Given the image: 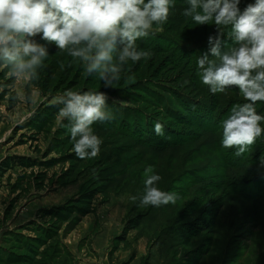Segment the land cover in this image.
<instances>
[{
    "label": "rangeland",
    "instance_id": "374dc122",
    "mask_svg": "<svg viewBox=\"0 0 264 264\" xmlns=\"http://www.w3.org/2000/svg\"><path fill=\"white\" fill-rule=\"evenodd\" d=\"M187 6L183 3L177 8ZM153 29L148 37L137 41L138 49L148 51L150 56L137 62L129 60L120 80L111 87H104L95 75L87 76L81 62L74 61L54 44H47L49 56L39 70V79L34 82L42 98L48 97L39 105L28 107L10 99L13 81L5 69H0V264H66L69 258L67 264H77V261L80 264H120L128 258V251L133 253L135 249L138 255H149L144 264H264V242L250 245L251 223L247 211L230 221V213L233 215L238 206L236 200L227 207L217 177L210 179L214 183L212 190L205 186L208 174L202 172V166L208 157L193 152L195 146L212 143L214 138L211 136L205 141L207 136L203 133L192 135V131H198L194 128L195 122L214 125L221 121L222 112H217L223 109L225 115L231 108L226 106L228 103L245 101L239 91L232 88L216 93V98L208 97L212 100L209 106L217 108L209 110L203 120L174 114V110L199 107L203 100H208V95L195 92L203 84L196 61L210 45L200 37L204 30L192 32L183 24L172 23L170 15L162 25L154 24ZM36 40L47 43L39 37ZM172 44L184 50V61L187 58L183 54L196 58L194 62L187 60L185 70L170 67L167 49L173 47ZM192 71L199 79H193ZM69 89L101 91L108 98L114 118L92 125L94 133L102 140L96 158H77L72 151L74 142L69 122L65 120V126L57 123L61 106H52L51 97ZM29 112L35 114L30 116ZM199 112L195 114L200 115ZM155 122L164 125V136H157L153 131ZM15 155L27 163H11ZM148 166L161 176L155 186L178 194L175 204L158 208L141 206L146 179L144 169ZM233 169L230 171L233 175L252 171L247 167ZM216 172L214 168L212 175ZM253 172L259 175L260 169ZM256 202L264 205L262 199ZM220 203H224V207L213 226H207L194 238L182 237V232H177L175 241H171L170 247L164 246L162 252L159 248L150 249L161 227L180 229L184 223H196L197 218L200 219L198 225L212 224L210 217L218 206L220 208ZM161 211L154 221L153 213ZM242 216L245 219H240ZM227 220L231 225L226 230L224 222ZM126 223L129 227L140 226L125 232ZM39 228L47 229L48 239L43 240L44 244L30 250L19 248L29 244L34 247ZM141 231L150 234L154 231V235H149L151 239L146 240L147 243L143 238L138 241ZM252 233L254 238L264 240V230L257 228ZM211 237L210 253L197 261L194 256L204 252ZM63 244L68 247L64 255ZM16 248L19 260L10 263L16 258ZM223 252L225 256L223 254L221 261Z\"/></svg>",
    "mask_w": 264,
    "mask_h": 264
},
{
    "label": "clouds",
    "instance_id": "9594fccd",
    "mask_svg": "<svg viewBox=\"0 0 264 264\" xmlns=\"http://www.w3.org/2000/svg\"><path fill=\"white\" fill-rule=\"evenodd\" d=\"M187 3L184 16L197 25L216 26L215 36L208 38L210 47L196 61L202 83L213 94L235 88L245 101L233 104L221 123V146L235 148V155L241 156L264 133V115L256 110L257 102H264V0L247 3L243 10L241 0ZM172 7L174 0H0V69L13 81L10 99L28 107L48 99L34 83L49 56L47 44L81 62L87 76L95 75L104 87H111L129 60L150 56L138 49L137 41L148 37L154 24L165 23ZM221 28L230 29L231 47L224 45ZM107 99L101 91L70 89L51 97L52 106H61L57 123L69 122L72 151L81 160L100 154L102 140L92 125L114 118ZM153 131L165 135L160 122H155ZM259 163L264 167V156ZM144 176L141 206L177 202L178 194L155 186L161 176L151 166L144 169Z\"/></svg>",
    "mask_w": 264,
    "mask_h": 264
},
{
    "label": "trees",
    "instance_id": "16d2710c",
    "mask_svg": "<svg viewBox=\"0 0 264 264\" xmlns=\"http://www.w3.org/2000/svg\"><path fill=\"white\" fill-rule=\"evenodd\" d=\"M254 2V0H241V4L239 5V7L241 8V10H243V8L246 6L247 3H251ZM185 3L186 5H188L187 0H174V7L171 8V14H170V20L172 23H176V24H183L186 26V28H188L189 30H191L192 32H197V31H202L204 30V34L200 37H202L203 39H206L207 42H204L206 44H209L208 38L209 36H213L214 33H216V26L212 23H210L209 25H197L194 23V21L191 19V17H186L183 15L184 9L187 8H177L178 5ZM220 31L223 33L224 37H225V42L224 45H226V47H231L232 46V40L230 38V36L228 35L230 29L228 28H221ZM171 46L173 47H169L167 50L170 51L169 57H170V67L171 68H179V69H183L185 70L186 67L183 68V66L186 64L187 60H189V62H194L195 61V57H189L186 54H183L187 59L184 61L182 59V53L184 52L183 49H180V47L177 44H172ZM223 47V45H222ZM192 76L193 79L198 78L197 75H195L192 71ZM200 78V77H199ZM198 78V79H199ZM187 80V78H186ZM201 80V79H200ZM196 91H200L202 92L203 95H208V97H213L216 98L217 94H213L209 91V89L207 88L206 85L202 84L200 86H198V88L195 90ZM211 98H209L207 101L203 100V103L200 104L199 107H194L191 106L188 109H177L174 110L173 113L179 116H185V118H191V119H198V120H202L205 119L208 115H209V110H212V108H216L214 107V105L209 106V104L211 103ZM233 104L235 103H228L226 106L228 107H232ZM200 115L195 114V112L199 111ZM231 108L228 109L227 113L224 115V111L219 110L217 113H221V121L216 122L214 125L209 124H205V123H198L195 122V129H197L198 131H192V135H199L200 133L205 134V137L207 136L206 140L213 136V140L212 143H202L201 145H197L193 148V152L199 156H203V157H208V161L206 162L205 165H203L202 167V172H206V174H208V176H206L207 181L204 182L205 186L207 188H209V190H212L214 188V186L212 184L213 180H210L211 177H217L218 179V187L222 190L221 193H225V200L224 203L227 204V207L230 203H232L233 201L236 200V203L238 204V206L235 209V212H233V215L230 213V221L233 222L235 219V215L240 216L245 210L247 211V217L248 220L251 223V231H250V235H252V238L249 240L250 241V245L251 244H262V242H264V240H261L257 237H253V233L252 231H254V229H261L264 230V205H262V203H257L256 200L262 199L264 200V167H260V158L262 156H264V133H262L261 137H259L256 141V143L254 145H252L244 154H242L241 156H236L235 152L236 149L232 148V149H228V150H223L225 148H223L221 146V139H222V127H221V123L224 119L227 118L228 114L230 113ZM256 110L257 113L260 115H264V102H257L256 104ZM210 120L212 121V118H210ZM188 122H190V119L187 120ZM190 124V123H189ZM262 127H264V124H262ZM165 144L164 142H162V145ZM202 152H200V149H202ZM11 163H16L18 162V164H26L27 161H22L19 159V157H17L16 155L14 157L11 158ZM247 167L250 171L248 174H244V175H239L238 173L236 175H233L232 173H230V171L233 168H236L237 170H243V168ZM258 167V168H256ZM216 168V175H212V170ZM254 169H260V173L259 175H253V170ZM235 170V169H233ZM253 172V173H252ZM195 176V175H194ZM200 178V177H199ZM203 180V179H201ZM205 180V178H204ZM255 185H257V187L255 188ZM259 198V199H258ZM255 199V200H254ZM255 201V202H254ZM224 203H220V208L219 206L217 207V211L215 212L214 210V214L210 217V222L212 224L208 225H198V222H200V219L197 218L196 223H184L182 225V227H180V229H175L173 227H161L158 232H157V236L154 239V246H157V248H159V252H162L164 248V246L167 245V247H170V243L171 241H175V239L177 238V232H182V237H190V238H194V235H197L198 232L200 233L201 231L203 232L207 226H213L216 218L219 216V212L221 209H223L224 207ZM234 203V202H233ZM232 203V204H233ZM235 203V204H236ZM226 206V205H225ZM235 206V205H234ZM247 207V208H246ZM161 212H156L153 213L154 214V219H153V215H152V219L155 221V218L158 214H161ZM164 213V212H163ZM151 216V215H150ZM148 217V215H147ZM245 219V217L242 216V219ZM157 220V219H156ZM130 221V220H129ZM127 221V222H129ZM151 221V220H150ZM230 221H225L224 222V226H226V230L230 227L231 222ZM157 223V222H155ZM136 224V223H135ZM158 224V223H157ZM162 224V223H161ZM138 225H132L131 227H129V224L126 223V226L124 227V231L126 232L127 230H131V229H135L138 228L140 226L137 227ZM46 227V226H43ZM51 228V227H50ZM39 235L36 237L37 240V244L32 247V244H29L27 246H22L20 245L19 248H23V249H36L39 245L44 244L45 241H43L44 239H48L47 237V229L44 228H39ZM46 230V231H45ZM70 230V229H68ZM139 232V231H138ZM154 235V231L151 233ZM150 233L146 232V231H141V234L139 233V235H145L146 237L151 235ZM254 238V239H253ZM151 239V237H147V240L149 241ZM211 242H212V237L211 239H209V241L207 242V246L204 248V252L202 254H197L194 257H196V260L198 261V259L202 258L204 255L210 253V248H211ZM234 244H236L235 242H233ZM228 245V244H227ZM239 245V243H238ZM240 246V245H239ZM204 247V246H203ZM65 250L68 251L67 247L63 244L62 245V254L64 255ZM233 250V249H232ZM231 250V251H232ZM33 251V250H32ZM36 251V250H35ZM16 258L14 260H11L10 263H15L17 262L18 257H17V248H16ZM59 253H60V249H59ZM223 254L225 256V253H221L220 255V259L221 261H223ZM249 255V254H247ZM19 256V255H18ZM163 258L165 257L164 255H162ZM234 258V260L236 259L235 255L232 254ZM245 257V255H243ZM255 256H257V258H262L261 255L259 254H255ZM247 257V256H246ZM147 259V257L144 258V261ZM167 260V259H166ZM195 260V261H196ZM70 261V258L67 260L66 264ZM42 264V262H41ZM43 264H49V263H43ZM75 264V262H74ZM168 264V263H167Z\"/></svg>",
    "mask_w": 264,
    "mask_h": 264
},
{
    "label": "crops",
    "instance_id": "0c3cea01",
    "mask_svg": "<svg viewBox=\"0 0 264 264\" xmlns=\"http://www.w3.org/2000/svg\"><path fill=\"white\" fill-rule=\"evenodd\" d=\"M73 230H74V229H73ZM118 232H119V231H118ZM133 232H134V231H133ZM97 233H98V232H97ZM102 233H103V232H101V234H102ZM69 235H70V232L68 233L67 236H69ZM99 235H100V234H99ZM110 235H113V236H114L115 234H114V233H113V234L111 233ZM105 237H106V240H107V239H108V238H107V235H105ZM142 238L145 239V242L147 243V241H146L147 238L145 237V235H139V236L137 237V240H138V241H139L140 239L143 240ZM127 239H128V238H127ZM137 240H136V241H137ZM136 241H135V244H137ZM138 241H137V242H138ZM138 243H139V242H138ZM65 245H66V244H65ZM66 247H67V246H66ZM77 247H78V246H77ZM67 248H68V247H67ZM151 248H153V250H158L157 246H154V245H153L152 247H150V249H151ZM79 250H80V248L78 247V248H77V251L80 252ZM95 250H97V248H96ZM72 252H73V251H72ZM73 253H74V252H73ZM146 254H147V253H146ZM146 254H145V253H144V254L141 253L140 255H138L137 252H136V249L134 250L133 253H130V252L128 251V254H127V257H128V258L125 259V260H122V262H123L124 264H127V263L132 264V263H134V262L137 261L138 264H144V259H143V258H145L144 256H145ZM148 256H149V255H148ZM148 256H146V257L148 258ZM152 256H153V255H152ZM74 257H75V256H74ZM153 257H154V256H153ZM75 258H76V257H75ZM123 259H124V258H123ZM142 259H143V260H142ZM76 261H77V259H76ZM119 261H120V260H119ZM78 262H79V261H77V264H80V263H78ZM120 262H121V261H120ZM122 262H121L120 264H123ZM148 264H149V263H148ZM150 264H151V262H150Z\"/></svg>",
    "mask_w": 264,
    "mask_h": 264
}]
</instances>
